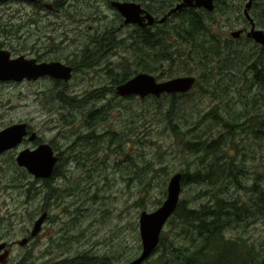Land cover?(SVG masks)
<instances>
[{
	"label": "rangeland",
	"instance_id": "rangeland-1",
	"mask_svg": "<svg viewBox=\"0 0 264 264\" xmlns=\"http://www.w3.org/2000/svg\"><path fill=\"white\" fill-rule=\"evenodd\" d=\"M42 1L38 7L34 5L33 14L29 18L30 23L28 26L25 24L18 34L19 40L16 42L10 36L11 24H15L17 20L13 12L16 9L27 10L28 8L21 4L10 3L0 7L1 49L8 51L13 57L21 55L27 57L29 54L27 49L31 47L35 49L34 53L43 51L46 56H51L50 59L54 58L60 61V57L64 58L66 54H73L75 49L80 48L83 41L85 43L92 41L95 47H100L101 44L107 42L108 36L103 34L102 29L97 30L98 34H95L94 30L95 27H98L96 23L103 18L101 13L106 15L107 21L116 22V16L112 14L114 11L108 7V0H97L96 4L91 0ZM151 3L156 7L154 0ZM48 6L51 9H48ZM233 6L234 4L231 3L226 6L224 15L208 13L209 15L204 16L206 29L201 37H193L194 40L188 42V50L185 46L177 43L174 35L175 33L178 35L180 31L176 32V27H173V34L169 33L165 38V49L171 53L173 60L159 62V58V71L156 75L155 73L152 75L162 81L186 76H193L196 79V84L190 92L185 95H177L180 98L177 100L176 107L166 109L169 95L161 96L159 101H154V97H147L142 100L130 98L123 102H119L115 96L110 101V107L114 108L113 114L106 115L105 112H102L95 118L96 132L101 135L102 141H105V133H102L99 128L101 119L107 118L109 121H113V130L119 133L118 137L114 136L115 140H122L121 133L125 128L129 142L128 160L122 162L118 159L105 167H103L104 163H95V177H91L97 178L99 186L107 185L109 189L102 191L98 189L93 204L83 200L85 206L76 205L77 207H73L72 204L76 199L67 197L64 198L65 207L69 209L67 213H63L65 207L60 205L49 208L51 217L24 253L28 263L33 261L32 264H54L62 258L67 260L77 253H84L89 249L92 250V259L85 257L80 263H77L78 260H71L66 264H128L136 259L142 251L138 231L139 215L143 211L151 212L159 201L164 200L162 190L166 189L171 177L177 173L184 176L183 172L191 174L205 163L214 166L220 162V158L215 159L211 153H208L201 162L195 155L186 154L178 144V140L182 136L175 130L183 132L186 129L189 130L185 136L192 140L205 138L209 141L220 137V143L224 147L218 157L222 156L227 161L239 164L245 172L244 176H238L240 184L249 186L253 181L260 183L259 179L264 174V128L261 127L263 131L260 133V137H257L255 131H258L256 129L258 122L264 121V83H259L255 79L254 73L259 71L264 74V52L250 43L235 44L230 41L233 40L230 33L243 26L242 22L236 20L233 14H229L230 10H233ZM78 7H81L85 13L79 12ZM83 18H86V21H83ZM116 25L118 27V24ZM113 26L116 27L114 24ZM168 27L166 25L164 29L166 30ZM160 29H151L152 33L149 34L151 36L154 33L165 34ZM118 31L120 41L124 38L125 40L112 47L111 50H114L112 60L108 58V60L99 61L96 56L91 55L95 53V50L93 48L88 50L85 56L76 58L77 62H80L77 64L76 77L68 83L69 85H59L63 86L61 87L62 91L60 88V91L56 92L54 87L58 85L47 80L38 83H0V128L23 122L30 124V127L36 132L39 130L40 135L44 133V138H50L58 132L63 134V125H71V129L83 130L85 116L80 115L78 111L87 107L106 106L113 93L107 87L110 91L105 89V94L101 98H92V101L84 100L86 96H82V94L87 89L106 84L107 77H112L114 81L120 78V75L116 73L112 75L108 72L106 75L103 67L109 60L113 61L115 70H123L122 74L126 72L127 77L136 70L138 73H148L140 71L144 68L139 65L143 61L148 67L146 57L152 61L150 54H146L145 49L130 45L137 41L133 26L122 27ZM207 31L209 33L206 36ZM83 33L86 36L85 40L81 36ZM114 33L117 34L116 29H114ZM209 34L216 37L215 41L221 47L224 48L222 42L225 44L227 49L223 51H229L228 54L220 53L218 57L212 59L211 63L208 62L211 61L213 55L210 52L207 54L200 52L205 39L211 38ZM114 40L119 42L117 37ZM141 43L143 42L141 41ZM153 44L159 46L156 48L152 45L157 52H160L161 39L154 41ZM146 45L144 44L145 47ZM145 47L142 46V48ZM79 54V52L76 53V55ZM115 55L117 56L115 57ZM202 56L208 62L204 59L199 61ZM94 61L96 69L82 68V66L94 65ZM253 64H255L256 71L249 70L252 67L248 66ZM200 65L203 67L199 68ZM158 73L160 77H158ZM64 91L71 92L72 97L68 95L65 97ZM60 96L61 101H67L66 104L59 103ZM66 98L70 100H66ZM117 106H119V110H116ZM52 107L59 109V113L51 120L56 128L54 131L53 129L49 131L48 126H45V121H48L47 110ZM110 112H112V108ZM164 112H168L171 122L168 121L170 120L168 117H163ZM91 118L93 116H90V121ZM248 118H251L250 121L247 120ZM225 121L232 125L240 124L243 128L234 126L230 130L234 133H227L223 128ZM171 124L174 125L173 129ZM239 129L242 132L235 133ZM121 145L122 141L114 143V148L117 147L120 150ZM131 161L136 164L135 168L131 166ZM219 174L229 177H226V182H222L224 184L220 183L218 179L216 180ZM22 177L21 174H18V180ZM216 178L213 184L215 192L221 191V187L233 182L229 168L216 172ZM0 180L3 182L2 185L7 180L6 175H3L1 171ZM74 182L70 176H67L64 181L58 182L60 189L55 187L52 189H56L58 192L63 190V193L68 192L74 188ZM78 183L81 187L83 177L78 180ZM88 183L90 182L88 181ZM190 184L182 187L180 199H187L191 207L197 208L206 201L207 196L198 193L201 191L200 187L195 186L194 183ZM78 187L77 185L76 189ZM94 187L93 184L87 187V196L84 199L89 198ZM75 192L78 191L75 190ZM83 192L84 190L82 195ZM26 194L31 198L26 199ZM0 196L2 203H5L7 207L4 213L6 218L0 225V231L13 236L30 221V216H35L37 213V202L34 201L36 193L33 188L29 193L22 191L20 194L14 189L6 188L1 191ZM236 198L240 201L246 200L243 193L237 195ZM80 199L82 197L79 196L77 200L80 201ZM21 203L27 204L28 209L21 206ZM13 214L17 218H13ZM61 215H66L64 226L59 222ZM11 218L14 221L12 225L10 224ZM59 227L62 228L58 229ZM174 231H177V225L175 222H168L161 233L163 243L171 239ZM245 235H250V237L239 234V232L237 234L235 230L225 233L227 238L238 236L244 238L245 240H238L240 244L245 245V241L249 245L264 243V216L257 217L248 224L245 228ZM176 239L178 238H172V241ZM181 242L184 241L181 240ZM197 245H200L199 241ZM207 253H210L208 256L213 254L210 251ZM158 254L155 251L144 264H163L164 259L159 260ZM173 261L171 257L168 263L172 264Z\"/></svg>",
	"mask_w": 264,
	"mask_h": 264
},
{
	"label": "flooded vegetation",
	"instance_id": "flooded-vegetation-1",
	"mask_svg": "<svg viewBox=\"0 0 264 264\" xmlns=\"http://www.w3.org/2000/svg\"><path fill=\"white\" fill-rule=\"evenodd\" d=\"M39 2V5L42 0H36ZM111 1L115 0H108V7L112 9V14L116 16V22L113 21H107L106 20V15L104 13H101L102 15V20L98 23V27L94 28L95 34L97 33L98 29L103 30V34H107V42L101 44L100 47H95V44L92 43H85L83 41V45L74 50L73 54H66L63 57H60V61L56 59H50L51 56H46L43 51H38L37 53H34L35 49L29 48L27 49L29 51V54H27V57L23 56L26 60H31L34 59L37 64L39 63H50V62H57L61 63L64 66H67L71 69V78L68 80V82L60 81V80H55L50 77H41L38 78L36 81H26L23 80L21 82H13V81H7V82H0V83H23V82H40V81H50L54 83V85H69L68 83L76 77L77 73V64L80 62H77L76 58H81L82 56H85V53L90 50L94 49L95 53L91 54L96 56V59L99 61L102 60H108V58H111L112 60L113 57V52L114 50H111L113 47V43L115 42L114 38L117 37V41H120V38H118V30L122 27H130L131 25H124L123 24V18L115 12V10L111 7ZM118 1H126V0H118ZM171 1V0H170ZM182 0H176L174 3H171L170 6L166 7L165 9H154L146 6H142L148 13L152 15L154 18V22L151 26H146L143 28H139L135 25H133L134 29L137 27L140 30L144 29H150L149 31L152 32L151 29H160L163 30L165 33L164 27L168 25L170 28V31H168L170 34H173V27L178 26V19L182 18L184 15H181L183 12H190L194 9H189V8H184L180 9L179 11L171 12L173 7L177 6ZM91 2H94L95 4L97 3V0H91ZM21 4V6H26L28 8L27 10L25 9H16L14 13V17L17 18L15 21V24H11V38L16 41L19 40L18 34L21 32V30L24 28L25 24L28 26L29 18L33 14L34 10V5L35 2H26L25 0H8L4 2H0V7L4 6L6 4ZM234 4L232 7V11L230 10L229 14H233L236 20L242 22V27L236 32H238L237 38H233V40H230L232 43H250L254 47L259 48L262 52H264V45H261L259 43H256L248 34H250L251 29L253 28L255 31H259L263 34L264 36V0H214V14L216 13H221L222 15L226 14L225 12V7L229 6V4ZM247 4H250L248 7ZM248 7V8H247ZM22 8V7H20ZM33 9V10H32ZM48 9H51L50 6H48ZM25 10V11H24ZM78 11L85 13L81 7H78ZM196 12H199L203 16L209 15L207 12H205L203 9H196ZM212 13V14H213ZM25 18V21H24ZM27 19V22H26ZM83 21H86V18L82 19ZM102 22V23H101ZM170 23V25H169ZM113 24L116 26L114 28ZM118 24V27L117 25ZM81 25V22H80ZM176 25V26H175ZM79 28V26H78ZM92 28V27H90ZM167 28V29H168ZM114 29L117 30V34L115 35ZM166 29V30H167ZM135 32V30H134ZM177 32V29H176ZM121 33V32H120ZM98 34V33H97ZM157 34V33H156ZM176 33H175V38H176ZM82 39L85 40L86 36L85 33L81 34ZM120 36V35H119ZM207 36V34H206ZM167 38V37H166ZM8 40V39H7ZM103 40V39H102ZM122 39L121 41H124ZM223 46L225 44L222 42ZM0 50H4L1 49ZM6 51V50H5ZM31 51V52H30ZM8 52V51H7ZM79 52V55H76V53ZM82 53V54H81ZM10 54V53H9ZM30 55V57H29ZM22 56V55H21ZM117 55H115L116 57ZM20 57V56H18ZM10 59H14L17 57H13L10 54ZM76 59V60H75ZM106 64L105 67H103L107 73H116L120 75L121 77L127 76V74H122V71L120 69H114L113 68V61ZM251 70H256L255 69V64H253ZM82 68H89V69H96L95 68V61L94 65L90 66H82ZM119 79H116L115 81L113 80L112 77H107V82L106 84L96 87V88H91L87 89L82 96H86L84 100H89L92 101V98H101L105 94V89L110 88L113 96L110 97L108 100V104L106 106H101V107H90V108H83L80 109L78 112L80 115L85 116L84 117V129H71V125H63L64 126V133H56L50 138H44V133L39 134L40 131L33 130L30 127V124H26L25 131L26 135L23 136L21 142L12 148L5 149L0 152V171L3 173V175H6L7 180L5 181V184L2 185V181L0 180V194L3 189L10 188L11 190L14 189V191L18 192L19 194L24 191L28 192L32 188L34 189V192L36 193V196L34 198V201L37 202L36 207H38V211L35 214V216H30L29 222L22 227L21 230H19L15 235L10 236L6 232H1L0 231V264H32L33 261L28 263L27 256L24 255L26 252L27 248L32 244L34 241V238L37 237L42 229L45 223L49 220L51 217L49 214V208L52 206H66V203L64 202V198L71 199L74 198L76 199L73 207H79L85 206L83 203V200L92 203L93 200H96L98 189L102 190H108V186H99L97 178H93L91 176L95 177V163H101L103 164V167L112 164L114 161H117L120 159L122 162H126L128 160L129 156V142H128V133L125 131V128H123L121 137L122 140H115V137L119 136V133L117 131L113 130V121H109V119H101L100 121V131L102 133H105V141H102L100 139L101 135H98L99 133L96 132V124L95 118H97L99 115H101L102 112H105L106 115H112L113 114V107H110V101L116 96V88L117 86L121 85L122 83ZM157 81H161L156 79ZM117 83V84H115ZM65 84V85H64ZM61 86V87H63ZM108 87V88H107ZM108 89V91H110ZM109 94V92H107ZM63 94V93H62ZM90 94V95H89ZM65 97L71 96V92H65L63 94ZM107 96V95H106ZM119 102L127 101L130 99V97H119L116 96ZM136 98V97H132ZM112 108V112H110V109ZM61 110V108H60ZM116 110H119V106L116 107ZM59 113V109L56 107H52L47 110V115L46 118H48V121H45V126H48L49 131L56 128L51 120L52 117H54L56 114ZM90 116H93V118L90 119ZM97 121V120H96ZM23 123V122H19ZM15 123V124H19ZM118 124V123H117ZM13 124H9L6 126H3L0 128V131L12 126ZM52 126V127H51ZM94 127V128H93ZM42 132V131H41ZM98 135V136H97ZM115 136V137H114ZM65 139H68V141H65ZM122 141V145L120 150L114 148V143H120ZM64 142V143H63ZM40 145H47L52 153V157L55 159V163L53 165L51 174L46 177V178H36L33 175L29 174L27 170L24 167L18 166L17 165V158L18 155L27 150V151H34L37 149ZM78 171V173H77ZM18 174H21L23 177L22 179L18 180ZM67 176H70V179H73L74 182V188L71 189L68 192H62L63 190H60L59 192L56 191V189H60L59 186V181H64ZM83 177V184L80 187L78 180ZM90 183H88V181ZM24 180V181H23ZM20 181V183H18ZM94 185L95 189L89 194V198H85L87 196V187L90 185ZM79 186L76 189V186ZM25 186V189H23ZM32 187V188H31ZM52 187H55L56 189L53 190ZM3 188V189H2ZM65 189V188H63ZM78 191L77 193L75 192ZM83 195H82V191ZM80 192V194H79ZM82 197L80 201H78V197ZM91 196V197H90ZM31 197L26 194V199H30ZM77 205V206H76ZM21 206L27 208V204H22ZM69 206V205H68ZM7 207L5 206V203H2L1 196H0V225L2 222L5 221L6 215L5 210ZM76 209V208H75ZM74 209V211H75ZM69 209H66L63 211V213H67ZM90 210V209H86ZM67 215V214H66ZM66 215H61V219H59V222L61 223L62 226L65 225V219ZM17 218L16 215L13 214V218ZM40 224L38 225L37 230L34 232L35 229V224L40 221ZM74 220V219H72ZM14 221L10 220V224L12 225ZM16 222V220H15ZM62 227H59L60 229ZM1 229V228H0ZM88 252V255H87ZM92 250L89 249L85 251L84 253L79 252L77 255L71 257L70 259L65 260V258H62L58 261H56L54 264H66L67 262H71V260H78L77 263H80L83 258H88L92 259L93 256L91 254Z\"/></svg>",
	"mask_w": 264,
	"mask_h": 264
},
{
	"label": "trees",
	"instance_id": "trees-1",
	"mask_svg": "<svg viewBox=\"0 0 264 264\" xmlns=\"http://www.w3.org/2000/svg\"><path fill=\"white\" fill-rule=\"evenodd\" d=\"M131 1L141 4V6L150 7L151 9L157 7V9L162 10L170 6L171 3H174L176 0H154V2H156V7H154L151 3L152 0ZM35 6L38 7L39 2L36 1ZM181 15L184 16L178 19V27H176V29L177 32H180L176 35L175 39L179 45L185 46L188 50V42L190 40H194V38L201 37L205 31L206 20L202 14L196 12L195 10L183 12ZM88 17L90 18L89 15ZM134 30L136 32L135 38L137 41L130 45H135L137 48L139 47L140 49H145L146 54H150L153 61L152 62L146 57L148 67H146L145 63L142 61L139 66L144 69L140 71H146L149 74L155 73L156 75L160 67L159 62L173 60L171 53L165 49V38L169 34L168 31H170V28L165 30V34L163 35L154 33L152 36L149 34L152 33L149 31L150 29L140 30L136 27ZM208 33L209 31L206 32V34ZM209 36L211 38L208 40L205 39L200 52L201 54H207L210 52L213 56L210 62L205 60L204 56H202L199 61L204 59L208 63H211L212 59L214 57H218L220 53L228 54L229 51H223L227 48L221 47L218 42L215 41L216 37L214 35L209 34ZM158 39H161L160 52H157V50L152 47V45H154V41ZM141 41L144 44H147L146 47L143 43H141ZM122 42L123 41H115L113 46ZM142 46L145 48H142ZM154 46L156 48L159 47L158 45ZM149 51H151V53H148ZM187 53L191 54L192 52ZM159 58L160 61L158 62ZM187 59L189 60V57ZM200 67L203 66L200 65L199 68ZM248 67H250V65ZM249 70L251 69L249 68ZM136 73H138L137 70L131 73L128 77H121L120 81H122L118 83L126 82ZM179 74H177V76H179ZM254 74L255 79L259 83H264V74L262 72L256 71ZM157 75L160 77L159 73ZM54 88L57 92L60 91L61 87L55 86ZM179 98L180 96H177L176 94L168 96V102L166 103L168 106L166 109L169 110L170 108L176 107L178 103L177 100ZM60 99L61 96L58 98L59 103H63V105L66 104L65 102L67 101L63 102ZM153 99L154 101H159V98ZM66 100L70 99L66 98ZM167 113L164 112L163 117H168L170 119L168 121L171 122V118ZM220 118L222 120V117ZM251 118L254 119V117ZM251 118H248L247 120L250 121ZM234 126L242 127L240 124L235 123L232 125L229 122H223V128L227 133L233 134L234 132H230V130ZM171 127L173 129L174 125L171 124ZM261 127L264 128V121L258 122V127L256 128L258 131H255L257 137H260V133L263 131ZM175 131L176 133L179 132V135L182 136L178 140V144L182 147L186 154L195 155L201 162L205 157H207L208 153H211V156L215 159L220 158V162L216 163L214 166L205 163L191 174L183 172L184 176H182L181 186L185 187L191 185L190 183H194L195 186L200 187L201 191L198 193L206 195L207 199L197 208L191 207L188 200L185 198L179 200L176 210L170 219V221L175 222L177 225V231L173 232L169 241L166 240V242L163 243V238H160L159 246L156 250L159 253L158 259H164L163 264H169L168 261L171 260V257L174 260L172 264H264V243L249 245L245 241L244 245L238 242V240H245L242 237L238 236L227 238L225 236V233L228 231L235 230L237 234L239 232V234L250 237V235H245V228L257 217L264 216V174L261 176V179H259L260 183L253 181L249 186L242 185L238 180V176H244L245 172L241 169L239 164L233 161H227L222 156L218 157L221 149L224 147V145L220 143V137L209 141L205 138L192 140L191 138L185 136L189 130L186 129L184 132L182 130ZM241 132L242 131L239 129V131L235 133L238 134ZM144 135H146V133H144ZM131 166L135 168L136 164L131 161ZM144 166V168H146L145 164ZM225 168H229L231 170L233 182L230 185L221 187V191L215 192L213 184L215 182L216 172L223 171ZM226 177L228 176L219 174L216 180L218 179L220 183L226 182ZM242 193L246 197L245 201H240L236 198L237 195ZM164 197L165 189L163 188L162 198ZM160 203L161 201L157 203V206ZM172 238L178 239L172 241ZM181 240L184 242H181ZM167 241L169 242V245ZM198 241L200 242L199 246L197 245ZM209 251L213 253L211 256H208L210 253L207 252Z\"/></svg>",
	"mask_w": 264,
	"mask_h": 264
},
{
	"label": "water",
	"instance_id": "water-1",
	"mask_svg": "<svg viewBox=\"0 0 264 264\" xmlns=\"http://www.w3.org/2000/svg\"><path fill=\"white\" fill-rule=\"evenodd\" d=\"M8 0H0L4 2ZM36 2V0H25ZM249 7L250 4H247ZM111 7L123 18L124 25H135L139 28L151 26L154 18L139 3L132 1H111ZM247 7V8H248ZM181 8H203L208 12L214 9L213 0H182L171 12ZM256 43L264 45V36L253 28L248 34ZM237 38L238 32L231 34ZM9 52L0 50V82L36 81L41 77H50L55 80L68 82L71 78V69L57 62L39 63L34 59L26 60L23 56L10 59ZM193 77H177L164 82L147 73H139L116 88V95L120 97L136 96L141 99L147 96L159 97L161 94L185 93L194 85ZM26 124L19 123L0 131V152L17 146L26 135ZM55 159L47 145H40L34 151H23L18 155L17 165L24 167L27 172L36 178H46L51 174ZM181 193V174L173 175L166 188V197L161 205L152 212L143 211L139 215V235L141 240V254L128 264H143L155 251L160 233L174 213ZM41 220L35 224L37 230Z\"/></svg>",
	"mask_w": 264,
	"mask_h": 264
},
{
	"label": "bare ground",
	"instance_id": "bare-ground-1",
	"mask_svg": "<svg viewBox=\"0 0 264 264\" xmlns=\"http://www.w3.org/2000/svg\"><path fill=\"white\" fill-rule=\"evenodd\" d=\"M153 76V75H152ZM154 77V76H153ZM186 77H193V76H186ZM155 78V77H154ZM194 79H195V77H193ZM156 79V78H155ZM196 84V79H195V82H194V85ZM192 89H190L188 92H190ZM188 92H185V93H181L182 95H185V94H187ZM181 180H182V175H181ZM245 218V217H244ZM244 220V219H243ZM159 242H160V240H159ZM159 242H158V245H157V247H156V249L155 250H157V248H158V246H159Z\"/></svg>",
	"mask_w": 264,
	"mask_h": 264
}]
</instances>
